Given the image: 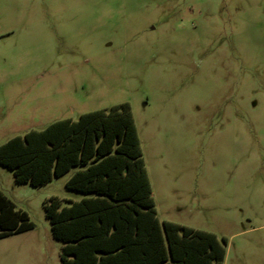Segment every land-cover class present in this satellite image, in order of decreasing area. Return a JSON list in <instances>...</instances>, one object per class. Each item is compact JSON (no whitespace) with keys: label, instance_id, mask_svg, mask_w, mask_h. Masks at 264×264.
Masks as SVG:
<instances>
[{"label":"rangeland","instance_id":"obj_1","mask_svg":"<svg viewBox=\"0 0 264 264\" xmlns=\"http://www.w3.org/2000/svg\"><path fill=\"white\" fill-rule=\"evenodd\" d=\"M131 105L158 217L226 239L224 264H264V0H0V146ZM41 187L0 165L35 229L0 264H63Z\"/></svg>","mask_w":264,"mask_h":264},{"label":"trees","instance_id":"obj_2","mask_svg":"<svg viewBox=\"0 0 264 264\" xmlns=\"http://www.w3.org/2000/svg\"><path fill=\"white\" fill-rule=\"evenodd\" d=\"M0 165L33 187L75 170L66 187L84 198L44 202L63 264H224L225 238L159 220L129 103L12 138L0 146ZM35 227L0 191V239Z\"/></svg>","mask_w":264,"mask_h":264},{"label":"crops","instance_id":"obj_3","mask_svg":"<svg viewBox=\"0 0 264 264\" xmlns=\"http://www.w3.org/2000/svg\"><path fill=\"white\" fill-rule=\"evenodd\" d=\"M138 133H139V131H138ZM140 136V135H139ZM148 171V170H147ZM149 174V173H148ZM149 177H150V181H151V185H152V196H153V198H154V200H155V203H156V209H157V202H156V199H155V190H154V184H153V179H152V177H151V175H149ZM157 215H158V211H157ZM159 218V217H158ZM159 220H160V218H159ZM161 221V220H160ZM164 221H169V222H173V223H176V224H178L177 222H174V221H170V220H162V222H164ZM179 225H181V224H179ZM183 226V225H182ZM186 227H188V226H186ZM191 228V227H190ZM197 230V229H196ZM211 233V232H210ZM213 234H215V233H213ZM217 235V234H216ZM218 236V235H217Z\"/></svg>","mask_w":264,"mask_h":264}]
</instances>
